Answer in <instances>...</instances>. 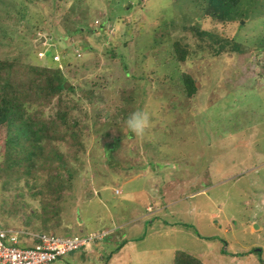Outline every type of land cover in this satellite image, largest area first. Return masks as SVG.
I'll list each match as a JSON object with an SVG mask.
<instances>
[{"label":"rangeland","instance_id":"1","mask_svg":"<svg viewBox=\"0 0 264 264\" xmlns=\"http://www.w3.org/2000/svg\"><path fill=\"white\" fill-rule=\"evenodd\" d=\"M202 1L0 0V59L45 65L58 55L77 95L92 79L108 87L97 92L101 103L92 87L88 117L76 110L82 150L54 143L66 164L57 172L69 181L53 187L59 201L45 181L60 161L34 180L0 171V228L107 231L86 254L74 250L50 264H172L176 250L204 264H264V0L243 1L239 18L225 25L204 16ZM187 24L218 40L200 39ZM174 39L189 47L183 62L168 55ZM229 39L239 48L224 44ZM113 46L125 55L127 76L104 53ZM181 71L197 80L189 99L179 91ZM121 89L132 103L121 102ZM117 104L126 113L112 123ZM138 110L151 115L142 138L125 124ZM43 198L54 208L41 216L46 230L33 227L40 217L31 214Z\"/></svg>","mask_w":264,"mask_h":264},{"label":"trees","instance_id":"2","mask_svg":"<svg viewBox=\"0 0 264 264\" xmlns=\"http://www.w3.org/2000/svg\"><path fill=\"white\" fill-rule=\"evenodd\" d=\"M204 1L206 2L203 5L204 16L212 22L225 25L239 18L238 5L245 0H203L202 2ZM184 28L190 30L200 39H204L206 35L213 37L212 33L199 29L195 24L184 25ZM212 40L215 43L218 39L213 37ZM128 42L123 41L122 46L125 47ZM227 42L230 47L239 48V44L234 39L225 40L224 44ZM217 46L223 48V42L219 41ZM169 49L168 55L173 57L176 62L185 61L189 54L188 45L180 39L172 40L169 43ZM118 51V46H113L106 49L104 53L107 58L116 60L125 74L126 71H129L124 60L125 55ZM74 55L80 57L77 49L74 51ZM53 57L54 54L52 61L54 60ZM68 61L62 59L61 63L65 66L69 64ZM53 62L54 64L42 65L40 62L29 63L16 59H0V171L2 170L3 174L11 176L14 174L18 180L27 176L34 180L38 177L37 173L40 168L50 167L49 161H60L54 166L56 169L54 176L49 174L45 181L47 183L45 188L48 192L46 194H49L50 199L54 202L59 201L60 198L53 194L55 192L53 187L63 188L67 181L66 179L63 182L64 180L57 172V169L64 168L66 164L59 150V145L54 143H67L75 148L74 153L82 150L83 146L79 135L82 129L75 119L76 110L81 108L83 114L88 117L86 104L90 103L89 101L95 93L93 88H99H96L98 89L97 93L108 87L107 85L102 87L99 78L96 81L92 79L91 87L82 90L86 94L81 92V95H77L76 87L71 83L66 85L67 78L60 67L59 59ZM261 66H264V63ZM97 76L103 79L101 75ZM130 76V80L134 78L143 79L141 76L133 77L131 74ZM178 80L179 91L184 98L189 99L196 94L198 90L197 80L190 72L181 71ZM131 89L134 90L132 85ZM122 91L123 89H121V102L124 99L126 102L132 103V97L124 98ZM97 95H95V99L99 98L98 102H103V94L101 96L100 93H97ZM109 99L112 101L111 97ZM53 100H55L53 115L45 117V107L50 105ZM115 106L111 112L112 123H115L120 115L126 113L125 111L120 112L122 109L118 104ZM102 113H97L96 117L98 118ZM67 178L71 179L70 173ZM35 195H41V191L34 190L33 196ZM43 200L45 198L40 199L39 209L31 211V214L40 217L33 227L38 225L37 227H45L44 230H46L48 226L45 225L41 216L47 215V212L54 208L49 198H47V205L44 204ZM172 264H204V262L185 251L176 250Z\"/></svg>","mask_w":264,"mask_h":264},{"label":"built area","instance_id":"3","mask_svg":"<svg viewBox=\"0 0 264 264\" xmlns=\"http://www.w3.org/2000/svg\"><path fill=\"white\" fill-rule=\"evenodd\" d=\"M53 59L58 60L59 56L55 55ZM106 233L60 236L20 228H0V264H48L71 251L86 248Z\"/></svg>","mask_w":264,"mask_h":264},{"label":"clouds","instance_id":"4","mask_svg":"<svg viewBox=\"0 0 264 264\" xmlns=\"http://www.w3.org/2000/svg\"><path fill=\"white\" fill-rule=\"evenodd\" d=\"M150 122H151L150 113H148L147 111L138 110L128 116V118L125 121V124L129 132L133 133L136 137L142 138L145 136L148 129L150 128Z\"/></svg>","mask_w":264,"mask_h":264},{"label":"crops","instance_id":"5","mask_svg":"<svg viewBox=\"0 0 264 264\" xmlns=\"http://www.w3.org/2000/svg\"><path fill=\"white\" fill-rule=\"evenodd\" d=\"M117 190H118V189H117ZM119 191H120V190H119ZM154 203H156V200H155ZM157 203H159V202L157 201ZM155 205H156V204H155ZM165 206H167V204H164V205L160 206V208H161V207H165ZM158 207H159V205H158ZM158 207H157V208H158ZM146 208H149V206H148V207L146 206ZM62 236H64V235H62ZM137 238H138V237H136L135 239H137ZM139 238H140V237H139ZM22 241H24V240H22ZM88 248H89V247H88ZM88 248H87V249H86V248H81L82 250H86V251H84V253L81 252V254H86L87 250H89ZM90 249H91V248H90ZM201 261H203V260L201 259ZM50 263H52V262H50ZM50 263H48V264H50Z\"/></svg>","mask_w":264,"mask_h":264},{"label":"water","instance_id":"6","mask_svg":"<svg viewBox=\"0 0 264 264\" xmlns=\"http://www.w3.org/2000/svg\"><path fill=\"white\" fill-rule=\"evenodd\" d=\"M41 38H44V37H41Z\"/></svg>","mask_w":264,"mask_h":264}]
</instances>
